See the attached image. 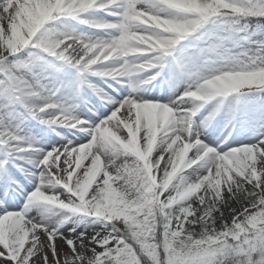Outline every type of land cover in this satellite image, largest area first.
<instances>
[{"label":"snow or ice","instance_id":"obj_1","mask_svg":"<svg viewBox=\"0 0 264 264\" xmlns=\"http://www.w3.org/2000/svg\"><path fill=\"white\" fill-rule=\"evenodd\" d=\"M0 264H264V0H0Z\"/></svg>","mask_w":264,"mask_h":264}]
</instances>
